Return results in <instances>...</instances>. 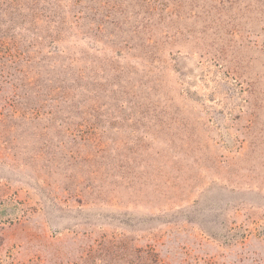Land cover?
<instances>
[{
    "label": "rangeland",
    "instance_id": "374dc122",
    "mask_svg": "<svg viewBox=\"0 0 264 264\" xmlns=\"http://www.w3.org/2000/svg\"><path fill=\"white\" fill-rule=\"evenodd\" d=\"M0 264H264V0H0Z\"/></svg>",
    "mask_w": 264,
    "mask_h": 264
}]
</instances>
